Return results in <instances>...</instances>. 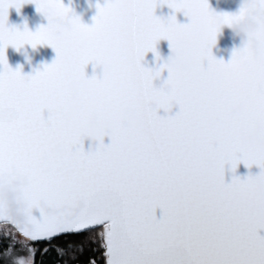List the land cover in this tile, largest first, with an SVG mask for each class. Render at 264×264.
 <instances>
[{
	"label": "snow or ice",
	"instance_id": "snow-or-ice-1",
	"mask_svg": "<svg viewBox=\"0 0 264 264\" xmlns=\"http://www.w3.org/2000/svg\"><path fill=\"white\" fill-rule=\"evenodd\" d=\"M25 3L35 4L47 25H10L9 9ZM165 4L190 22L156 15ZM96 7L89 25L64 0H0V223L31 241L101 227L106 264H264L257 183L264 146L242 138L264 124V53L240 46L225 61L212 52L222 29L217 16L230 26L248 6L218 13L209 0H105ZM256 36L264 42V29ZM162 39L172 53H185L191 69L169 70L157 86L168 67L157 48ZM9 45H50L57 55L26 74L9 65ZM149 52L155 68L145 65ZM100 62L116 71L89 76L86 67ZM73 80L91 84L75 120ZM241 104L244 112L236 110ZM128 109L147 126L125 120ZM97 117L117 128L86 150ZM212 119L214 129L207 127ZM58 147L67 153L58 156ZM241 163L261 172L235 175ZM21 179L28 185L18 186Z\"/></svg>",
	"mask_w": 264,
	"mask_h": 264
},
{
	"label": "water",
	"instance_id": "water-1",
	"mask_svg": "<svg viewBox=\"0 0 264 264\" xmlns=\"http://www.w3.org/2000/svg\"><path fill=\"white\" fill-rule=\"evenodd\" d=\"M65 4H70L75 12L79 14L84 23L91 25L94 23V17L98 12L96 7L97 3L103 4L105 0H64ZM209 3L213 9L216 11L236 13L239 12L243 0H209ZM175 14L178 21L181 23H189L190 20L186 17L183 12H175L174 9L170 8L167 4L158 7L156 9V15L161 17H168L171 14ZM25 22H27L28 27L35 31L41 24L47 25V18L37 10L35 4L29 3L25 4L20 11H17L14 7L9 9V24L18 25L23 29ZM242 45V40L239 37L234 36L232 29L225 25L221 29L220 33L217 36V43L213 46V54L225 61H229L232 58V54L235 49L239 48ZM157 48L162 57H167L171 54L170 42L166 39H162L158 42ZM7 58L9 65L15 69L19 66H23L22 70L24 73H32L34 68H41L45 63H52L56 58L55 49L50 45H38L35 49L31 45H24L19 51L14 47L9 45L7 50ZM162 63V61H161ZM157 64L156 54L149 52L145 57V65L148 67L155 68ZM3 70V65L0 64V71ZM86 72L89 76L95 74H100L99 70L89 64L86 67ZM169 73L165 70L162 74V78H159L155 81L157 86H160L163 81L168 77ZM161 115H167L164 109H160ZM179 111L178 106H174L172 109L173 114ZM111 140L108 137H105V143H110ZM86 150H90L93 146V141L91 139H86L84 142ZM261 172V168L258 165H253L249 169L245 164L241 163L238 166L237 172L235 175L247 176L249 173L258 174ZM233 173L231 170L226 171V180L229 182ZM34 214L38 217L41 215L39 210L36 209ZM157 218L163 216V210L160 208L156 209ZM261 235H264V229H261Z\"/></svg>",
	"mask_w": 264,
	"mask_h": 264
},
{
	"label": "clouds",
	"instance_id": "clouds-1",
	"mask_svg": "<svg viewBox=\"0 0 264 264\" xmlns=\"http://www.w3.org/2000/svg\"><path fill=\"white\" fill-rule=\"evenodd\" d=\"M29 4V3H25ZM23 4L22 7L25 5ZM242 4H246L249 8V12L242 18L235 20L230 26L234 36L241 38L242 45L248 46L251 45L253 51H255L258 55L264 53V42L257 38L256 33L260 30L264 29V6H258L256 0H243ZM218 12V11H217ZM223 11H219L221 13ZM217 22L221 24L222 28L226 24H224V18L222 16H217ZM33 48V47H32ZM35 49V48H33ZM167 63L168 67L164 69L169 72H186L191 69V65L185 58V53L183 51H177L167 56L163 57L162 63ZM96 68L100 73L106 75H112L116 69L113 64L109 62H100L96 65ZM91 87L89 82H82L79 80H73L71 82V88L73 89L74 101L69 106V116L71 119L75 120L81 113V105L79 101L84 99V94ZM238 112H244L246 110V106L241 104L237 106L236 109ZM123 118L135 127H146L147 121L144 117L135 110L128 109L124 112ZM217 126V122L212 119L207 122V127L210 129H214ZM117 125L114 121L102 122L99 117L91 123V139L93 142L100 144L101 139L104 136H107L116 131ZM243 140L252 145V146H264V124H258L256 129L251 132L242 133ZM67 153V148L58 147L56 149V154L58 156H64ZM29 181L27 179H21L17 181L18 186H26ZM259 190L264 192V178H261L257 181ZM19 195V193H16ZM10 194L5 191V196H9ZM16 207V205H14ZM49 211H53V209H49ZM20 219H24V217H20Z\"/></svg>",
	"mask_w": 264,
	"mask_h": 264
},
{
	"label": "trees",
	"instance_id": "trees-1",
	"mask_svg": "<svg viewBox=\"0 0 264 264\" xmlns=\"http://www.w3.org/2000/svg\"><path fill=\"white\" fill-rule=\"evenodd\" d=\"M101 227L79 234L63 235L51 240L33 241L34 264H106ZM5 243L0 241V253ZM0 264H2L0 259Z\"/></svg>",
	"mask_w": 264,
	"mask_h": 264
},
{
	"label": "rangeland",
	"instance_id": "rangeland-1",
	"mask_svg": "<svg viewBox=\"0 0 264 264\" xmlns=\"http://www.w3.org/2000/svg\"><path fill=\"white\" fill-rule=\"evenodd\" d=\"M0 241L5 243L0 253L2 264H18L19 259L32 258L34 261L36 250L33 241L26 240L22 234L11 228L10 225L0 223ZM30 250H34V255Z\"/></svg>",
	"mask_w": 264,
	"mask_h": 264
}]
</instances>
